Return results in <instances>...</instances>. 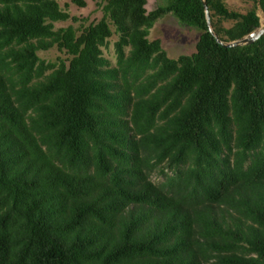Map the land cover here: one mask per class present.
Wrapping results in <instances>:
<instances>
[{
  "label": "trees",
  "instance_id": "trees-1",
  "mask_svg": "<svg viewBox=\"0 0 264 264\" xmlns=\"http://www.w3.org/2000/svg\"><path fill=\"white\" fill-rule=\"evenodd\" d=\"M94 1L77 31L56 0H0V264H264V34L221 46L200 0ZM252 1L204 0L215 36L258 27ZM165 13L192 53L147 39Z\"/></svg>",
  "mask_w": 264,
  "mask_h": 264
},
{
  "label": "rangeland",
  "instance_id": "rangeland-1",
  "mask_svg": "<svg viewBox=\"0 0 264 264\" xmlns=\"http://www.w3.org/2000/svg\"><path fill=\"white\" fill-rule=\"evenodd\" d=\"M58 6L65 10L70 16H75L79 20L53 22V28L57 29L71 25L79 31L81 27L88 23L97 20L101 16L100 9L96 7L94 0H83L85 5L80 7L71 2V0H56ZM226 7L237 12H244L253 5L252 0H222ZM164 3V0H147L145 3L146 11L154 9L158 4ZM256 15L259 18V27H264V14L256 7ZM216 28L229 27L231 21H217L213 18ZM199 30L181 24L171 13H165L158 17L148 30L147 39L152 40L157 38L161 48L165 51L169 58H176L181 54H190L194 51L195 42L198 38ZM116 39V35L112 34L104 47H101L102 55L109 60L111 65L115 62V57L112 49V43ZM37 56L49 62H57L59 58L65 59L66 54L58 50L55 45L46 50H38ZM160 178L157 175L151 174V180L156 181Z\"/></svg>",
  "mask_w": 264,
  "mask_h": 264
},
{
  "label": "water",
  "instance_id": "water-1",
  "mask_svg": "<svg viewBox=\"0 0 264 264\" xmlns=\"http://www.w3.org/2000/svg\"><path fill=\"white\" fill-rule=\"evenodd\" d=\"M200 2H201V5L203 7L204 19H205V23L207 26V30L209 33H211L213 35V37L215 38V41L217 43H219L221 46L236 47V46L250 44V43L254 42L260 35L264 34V27L258 26L255 29H253L251 32L243 35L242 37H240L238 39L231 40V41H221L213 33L212 27H211L210 22H209V13H208V10H207V7L205 5L204 0H200ZM258 21H259V18H258Z\"/></svg>",
  "mask_w": 264,
  "mask_h": 264
}]
</instances>
